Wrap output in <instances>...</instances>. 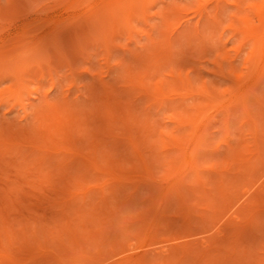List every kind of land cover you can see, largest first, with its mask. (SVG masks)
<instances>
[{
    "label": "rangeland",
    "instance_id": "1",
    "mask_svg": "<svg viewBox=\"0 0 264 264\" xmlns=\"http://www.w3.org/2000/svg\"><path fill=\"white\" fill-rule=\"evenodd\" d=\"M124 1L125 5L120 3L124 6L122 14L120 9L114 12L113 6V11L106 10L107 16L103 11L105 20L101 15L100 23H97L101 24L102 19L104 27L100 25L103 28H99L110 29L109 34H115L112 37L106 38L104 33L96 32L100 31L97 24V28L88 27L89 30L86 23H81L90 34L82 31V25L77 22L79 28L73 24L61 28L68 39L80 43L82 50L79 43L76 47L80 50H73L77 53H73L75 74L65 63L51 70L58 82L56 86L50 84L48 64L46 66L44 58V61L40 60V53H31L37 60L31 58L36 61L23 62L26 64L25 76L23 67L19 66L22 72L18 74L27 85L23 86L18 101L12 103L8 92L2 91L12 85L14 72H10L12 78L0 73V264H118L125 255L136 253L152 261L150 264H264V214L256 218L258 221L255 219L257 225L253 223L252 229L234 232L225 241L207 248L195 246L189 253L174 249L165 253L163 249L185 240L197 245V240L208 234L219 236L215 227L232 216L228 212L221 218L225 211L221 208L225 204L221 207L219 203L226 200L227 195L229 202L232 193L235 190L237 194L239 190L241 193L240 188L247 182L264 181V161L259 163L252 152L256 143L264 145V108L251 103L257 124L254 126L251 117L239 108L233 110L226 122L225 108L220 106L237 88L245 91L248 102L254 101L252 92H257L264 100L261 95L264 93V74L256 86L245 80L252 72L260 41L259 34L253 37L251 30L262 26L250 5L260 0H220L219 4L216 0H145L144 3L128 0L130 5ZM136 3H143V7ZM54 4L49 1L42 11L31 10L2 24L0 45L3 40L6 48L14 49L19 45L18 50L23 49L24 53L16 50L17 47L11 53L16 55L18 52L20 65L25 59H21V55L31 52L28 48L32 47V42L39 40L48 26L51 28L57 20L72 12ZM197 6L205 9L200 12ZM187 21H191L190 24ZM25 22H35L32 28L35 31H29L35 33L19 36L16 32L22 31ZM69 28L74 29L70 35ZM77 30L82 32L78 34ZM4 42L0 46V71L8 65L3 59L12 56ZM40 67L45 68L44 76ZM73 75L76 84L72 85ZM146 86L151 93L159 97L168 94L169 98L159 102V106L157 102L151 103L143 96ZM206 86L214 92L210 99L198 93ZM186 89L192 94L184 93ZM44 92L48 93V99L52 95L47 101H53L51 104L58 105L61 111V118L58 121L55 118L57 128L54 119L45 122L38 117L39 96ZM105 99L112 105L118 104L125 112L133 113L135 117L128 127H124L120 118H109L103 109ZM198 100L211 116L206 124L207 135L214 143L221 140L218 148H209L196 157L202 176L196 175L198 169L184 164L176 151L167 146L169 137L189 130L184 124L178 125L176 120L183 114L188 115L187 111L195 113L191 105ZM66 116L70 122L75 121L74 126L73 122L66 124ZM121 127L132 130L134 136L142 131L140 152L146 157V164L140 161L139 152L132 148L125 134L120 133ZM64 128L71 133H63ZM39 129L47 133L40 130L39 134ZM41 134L48 139L43 140ZM35 142L45 148L34 150L31 144ZM57 144L65 145L67 149L59 150L54 147ZM230 144L242 148L240 158L235 162H226L233 153ZM83 155L95 158L102 169L83 164ZM219 167L226 168V174H230L227 185L235 192L228 193L223 188L216 175ZM108 171L112 175L107 174ZM182 173L184 201L172 194ZM167 193L173 196L169 209ZM155 213L159 216L152 224L151 215ZM201 215L205 219L200 220ZM204 220L210 223L208 227L202 224ZM202 228L207 230L200 231L204 230Z\"/></svg>",
    "mask_w": 264,
    "mask_h": 264
},
{
    "label": "bare ground",
    "instance_id": "2",
    "mask_svg": "<svg viewBox=\"0 0 264 264\" xmlns=\"http://www.w3.org/2000/svg\"><path fill=\"white\" fill-rule=\"evenodd\" d=\"M49 1H54V3L55 4H57V5H62V7L64 8V10L65 9H67L68 11L69 10H72V12L68 15V16H65L64 18H62V19H59V20H57V22L55 23V24H53V25H51L52 27L50 28V26H48L49 27V29H47L46 28V30L43 32V33H41L42 35V37L39 39V38H37V36H36V38L37 39H39V40H37V41H34V42H32L33 43V45H32V47L30 46V48H28V50H30L31 52H25L26 54H28L29 56H25L24 54L23 55H21L22 53H24L23 52V49H22V51L21 50H18V48H21V47H17V46H19V45H17L16 46V44L14 45V46H16L17 47V49L16 50H18V51H20V55L22 56H20L21 57V59H23V58H25V59H23L22 60V64L20 65V63H21V61L18 59V52H16V53H14V54H16V55H12V53H13V51L12 50H14L15 51V48L13 49V47L10 49V48H8V52H10L9 53V55H12V56H4L3 58V60H4V64H6L7 62H8V65H5V67L3 66V69L4 70H2V71H0V73L1 72H4L5 74L4 75H6V76H8V75H10L11 73L10 72H14V75H15V77H11V75L9 76V77H11L12 78V85L10 86L9 85V87L8 86H6V87H8L7 89H6V87H4L6 90H3L2 89V91H4V92H8V97H9V100H11L12 101V103L13 102H15L17 99L19 100V98L21 99V95H22V91L24 90L23 88L24 87H26L25 86V81H24V79H23V77L21 76V75H19L18 74V72L19 71H21L20 69V67H23V69H24V67H26L25 65L26 64H24L23 62H32V61H36L37 59H36V57H34L31 53H36V54H42V55H44V57H42L40 54H39V56L42 58V59H40V57H39V59L40 60H42V61H44L45 60V62L44 63H46V66H47V64H48V66L46 67L47 69H48V71H49V75L51 74V76H50V78H51V81H50V84L51 85H53V86H56L55 84L56 83H58L57 82V80L54 78V76H53V72L51 71L52 69H56L58 66H62V65H60V64H68L69 65V69H70V71H71V73L72 74H75V67H74V55H73V53H75L76 51H73L74 49L75 50H80L81 49V47H80V43L79 42H76V40H70V38L68 39L67 38V33H65V32H61V28H63V26L65 25V26H68V24H73V25H76L77 26V28H79L78 26H80V25H82V31H84V30H86V31H88L87 29H83V27H84V25L83 24H81V23H86V25H87V27L86 28H91V27H96V24L97 23H100L99 22V18H101V15L103 14L104 15V13H103V11L104 12H106L105 14V16H107L108 15V13H107V11L108 10H110V9H112V7L114 6V8H115V10H114V12H117L116 11V9H120L119 11H120V13H121V9H122V7H124V6H122V5H125V1L124 0H0V31L3 29V23L5 22V21H8V20H12V18H14V17H18V16H22V15H24V14H26V13H28L29 11H31V10H41L42 11V8H44L46 5H47V3L49 2ZM132 1V0H131ZM131 1H129L128 2V0H127V3L129 4ZM136 1V0H135ZM139 1V0H138ZM137 1V2H138ZM141 2H143V1H145V0H140ZM219 1L220 0H216L215 1V3L216 4H219ZM133 2H134V0H133ZM146 2H147V0H146ZM120 3L122 4V3H124V4H122L121 6H120ZM144 3V2H143ZM142 3V4H143ZM54 4V5H55ZM132 4V3H131ZM134 4V3H133ZM136 4H139V3H136ZM141 4V5H142ZM53 5V6H54ZM117 5H119V6H117ZM130 5V4H129ZM140 5V4H139ZM140 5V6H141ZM200 5V4H199ZM118 8H117V7ZM256 12H257V14H258V16H259V19L261 20V22H262V26L260 27V26H255L254 28H253V30H251L252 32H254L252 35H253V37H255L257 34H259V35H257L259 38H260V41H258V46L256 47V55H255V57H254V60H253V66H252V72L249 74V75H247L246 76V81L248 82V83H250V84H252L253 86H256L257 85V82L259 81V78L261 77V75L262 74H264V0H260V1H258V2H255V3H252L251 5H250ZM56 7V6H55ZM121 7V8H120ZM141 7H143V6H141ZM197 7H199V6H197ZM201 7V6H200ZM196 8V9H199V11L201 10H203V9H205L204 7H201V8ZM47 8V7H46ZM45 8V9H46ZM113 8V9H114ZM206 8H207V6H206ZM113 9H112V11H113ZM44 10V9H43ZM80 10V12H77V11H79ZM107 10V11H106ZM122 11H124V10H122ZM200 11V12H201ZM194 12H196V11H194ZM119 13V14H120ZM130 13V11H128V14ZM198 13V12H197ZM15 14H18L17 16L15 15ZM122 14V13H121ZM203 14V13H202ZM102 15V16H103ZM118 15V14H117ZM14 16V17H13ZM100 16V17H99ZM105 16H103L102 17V19H103V21L105 20ZM12 17V18H11ZM48 19V18H47ZM50 19V18H49ZM48 19V20H49ZM102 19H100L101 20V24H97V27L99 28V26L100 25H102L103 27H104V23L102 22ZM38 20V19H37ZM46 20V18L44 19V21ZM51 20H53V18H51ZM187 20H189V19H187ZM35 22H36V19L34 20ZM44 21H41V22H44ZM192 21V20H191ZM191 21H187L189 24H190V22ZM35 22H33V23H35ZM41 22H39V24L41 23ZM51 22V21H50ZM50 22H48V23H50ZM75 22H77V23H80V25H78L77 23H75ZM185 22H186V20H185ZM33 23L32 22H25L24 23V25H23V28H22V31H20L19 33H17L16 32V34H20V35H22V34H34V33H32V32H29V31H31L32 30V28H34V25H33ZM47 23V24H48ZM75 23V24H74ZM195 23H196V21H195ZM43 24V23H42ZM44 24H46V22L44 23ZM38 25V24H37ZM36 25V26H37ZM41 25V24H40ZM113 26H114V24H112ZM184 25H185V23H184ZM198 25V24H197ZM43 26V25H42ZM41 26V27H42ZM45 26V25H44ZM75 26V27H76ZM195 25H193V27H194ZM39 27V26H38ZM37 27V28H38ZM84 27V28H85ZM96 27V28H97ZM101 27V26H100ZM103 27H101V28H103ZM191 27V26H190ZM192 27V28H193ZM36 28V27H35ZM76 28V29H77ZM88 28V29H89ZM101 28H99L98 30H100V31H96V32H100V33H104V34H102V35H104L106 38H108L107 36H113V35H115V34H109L110 32L109 31H111L110 29H109V31H108V29H106V28H104V30L103 29H101ZM196 28V27H195ZM194 28V29H195ZM66 29V28H65ZM70 29V28H69ZM68 29V30H69ZM72 29V28H71ZM70 29V31L68 32L69 33V35L72 33L71 31H73V30H71ZM114 29V28H113ZM183 29L185 30V29H187V28H184L183 27ZM260 29H261V31H260ZM67 30V29H66ZM90 30V29H89ZM92 30H94L95 31V29H91V31ZM106 30V32H103V31H105ZM190 30V29H189ZM32 31H35L34 29L32 30ZM78 31V30H77ZM81 31V32H82ZM93 31V32H94ZM37 32H38V30H37ZM39 32H42V31H39ZM81 32H79L78 31V34L79 33H81ZM89 32V33H88ZM87 33L86 32H84V33H86V34H90V31H88ZM74 33V32H73ZM1 34V33H0ZM3 34V33H2ZM40 34V33H39ZM38 34V35H39ZM58 34H63V35H61V37H59V35ZM64 34H65V36H64ZM92 34V33H91ZM93 34H95V33H93ZM97 34V33H96ZM19 35V36H20ZM37 35V34H36ZM64 36V37H63ZM103 36V37H104ZM39 37H40V35H39ZM63 37V38H62ZM67 38L68 40H65L64 38ZM69 37V36H68ZM104 37V38H105ZM22 38V37H21ZM19 41H20V39H19ZM65 41H67V42H65ZM68 41H70L72 44H70V42H68ZM73 41H74V43H73ZM3 42H4V40H3ZM3 42H2V44H3ZM13 42H14V40H13ZM31 41H29V42H27V43H30ZM75 42L77 43V44H75ZM106 42H107V39H106ZM7 44H8V42H6ZM78 43H79V46H78ZM1 44V45H2ZM18 44V43H17ZM26 44V43H25ZM24 44V45H25ZM69 44H70V46H69ZM0 45V46H1ZM4 45H5V48H6V44H5V42H4ZM4 45L2 46V47H4ZM24 45H23V48H24ZM30 45V44H29ZM76 45L78 46V47H80V49H77V47H76ZM107 45V44H106ZM8 46H10V45H8ZM28 47V46H27ZM26 47V48H27ZM6 48V49H7ZM25 48V49H26ZM9 49H10V51H9ZM83 49H84V47H83ZM1 50V49H0ZM2 50H4V49H2ZM82 50V49H81ZM164 50L165 49H163L162 51L164 52ZM167 50H169V49H167ZM171 51H172V49H170ZM106 53L108 54V51H109V47H108V45H107V47H106ZM166 51V50H165ZM0 52H2V51H0ZM12 52V53H11ZM54 52H57L58 54H55L54 55ZM80 52V51H79ZM75 54H77V53H75ZM164 54H165V52H164ZM0 55H2V54H0ZM58 55V57H56L55 58V56H57ZM73 57H72V56ZM31 56H33L34 57V59H36V60H34L33 58H31ZM165 56V55H164ZM29 58H31V59H29ZM43 58H44V60H43ZM5 59H6V63H5ZM28 59V60H27ZM38 59V60H39ZM30 60V61H29ZM19 61H20V63H19ZM39 62V61H38ZM9 63H10V65H9ZM40 63V62H39ZM23 64H24V66H23ZM41 64V63H40ZM12 65V66H11ZM43 65V64H42ZM2 66V65H1ZM20 66V67H19ZM43 67V66H42ZM49 67V68H48ZM2 68V67H1ZM20 68V69H19ZM41 68V67H40ZM42 70H41V72H42V74H43V76H44V73H43V70L45 69H43V68H41ZM24 72H22V74L23 73H25L26 72V68L23 70ZM20 72V73H21ZM47 72V70H45V73ZM7 73H9V74H7ZM1 74H3V73H1ZM24 76H25V74H23ZM47 75H48V72H47ZM1 76V75H0ZM42 76V75H41ZM42 76V77H43ZM8 77V78H9ZM45 77H46V75H45ZM2 78H4L3 76H2ZM15 78V80H13ZM49 78V79H50ZM0 79H1V77H0ZM27 79V78H26ZM44 79V78H43ZM47 79V78H46ZM45 80V79H44ZM1 81V80H0ZM2 82V81H1ZM71 82H72V85H73V83H75L76 81H75V76L73 75V77H72V80H71ZM238 82V81H237ZM69 84H71V83H69ZM76 84V83H75ZM74 84V85H75ZM134 83H132V85H133ZM27 85V84H26ZM24 86V87H23ZM205 87V86H204ZM10 88V89H9ZM103 89V88H102ZM105 89V88H104ZM37 90V89H36ZM35 90V91H36ZM144 91V97L146 96L147 98V100L148 101H150L151 103L153 102V103H155L156 104V102H157V105H158V103L159 102H161L162 103V101H164L165 99H168L169 98V96H168V94H166V95H164V96H162V97H159V96H157V95H155V94H153V93H151L150 92V90H149V88L146 86V88H144L143 89ZM187 91H185L184 93H186V94H192V91L191 90H188V89H186ZM210 89L209 88H207V86H206V88H202V89H199V91H198V93H200L201 95L203 94V96L206 98V99H210V98H212L213 97V93L212 92H210L209 91ZM30 91H31V89H30ZM67 91H68V86H67ZM209 91V92H208ZM1 92V91H0ZM31 92H33V91H31ZM64 92H66V91H64ZM3 93V92H2ZM212 93V94H211ZM65 94V93H64ZM143 94V93H142ZM61 95V94H60ZM67 95V94H66ZM231 95V94H230ZM52 96V95H51ZM252 96H253V98H254V101H252V102H248L247 101V99L245 98L246 97V93H245V91L244 90H242V89H238L237 88V90H235L234 92H233V95L232 96H230L229 98H227V100L225 101V102H222V103H220V106H223L224 108H225V121L226 122H228V120H229V118H230V116H231V114H232V112H233V110H235L236 108L238 109H241L246 115H248V116H250L251 117V119L253 120V122H254V126H257V124H256V122H255V115H254V113H253V111H252V107H251V103H257L258 104V106H259V108H264V100H262V99H260V97H259V94L257 93V92H252ZM37 97V96H36ZM48 97V93H46V92H44L43 94H41L40 96H39V106L38 107H40L39 109L37 108V110L39 111V119H45V122L47 121L46 119H49V121H50V119H54L55 120V118H56V120L59 118H61V111H59V109L57 108L58 107V105H57V107H55V106H53L51 103L53 102V101H51V102H48L47 101V98ZM10 98H12V99H10ZM55 98H56V96H55ZM54 98V99H55ZM200 98H201V96H200ZM203 98V97H202ZM17 100V101H18ZM48 100H50V99H48ZM71 100V99H70ZM80 101V100H79ZM85 101V100H84ZM40 102H41V105H40ZM70 102V101H69ZM102 102H104L103 103V105L105 106V108H103V109H105V111H106V114L108 113V115H110L109 116V118H111V119H113V120H115V119H117V118H120V120L122 121V123H123V125H124V127H125V125L128 127V123L132 120V117H135V116H132L133 115V113H129V112H125V110H122L121 108H119L118 107V104H116V105H112L107 99H105V101H102ZM149 102V103H150ZM2 103V102H1ZM57 103V102H56ZM160 103V104H161ZM54 104V103H53ZM58 104V103H57ZM100 104V103H99ZM99 104H98V106H99ZM159 104V105H160ZM153 105V104H152ZM158 105V106H159ZM37 106V105H36ZM79 106V105H78ZM96 106V105H95ZM12 107H13V105H12ZM191 107H192V110H194L195 111V113H191V111H187V114L188 115H184L183 114V116L181 115L180 117H178V119L176 120L178 123V125L179 124H184V125H186V126H188L189 127V130H187L185 133L184 132H182V134L181 135H179V136H173V137H169V135H168V137H169V139H168V143L169 144H167V146L170 148V149H172L173 151H176V154L179 156V158L180 159H182V162L184 163V164H187L188 166L190 165V166H193V167H195L196 169H198L197 170V173H196V175H200V176H202V172H201V170H200V167L197 165V159H196V157L197 156H199L198 154L200 153V154H202L203 152L202 151H207V149H216V148H218L217 146L220 144V143H218V142H220V141H217V143H214L212 140H211V137H210V135L208 134L207 135V128H206V124L208 123V121L210 120V115L209 114H207V112L204 110V105H202V101L200 100H198L197 102H195V103H193L192 105H191ZM60 109H61V107H59ZM97 108V107H96ZM95 108V109H96ZM118 108L120 109V110H118ZM98 109V108H97ZM37 110H36V114L38 113L37 112ZM117 111V112H116ZM26 112V111H25ZM62 112H64V111H62ZM65 113V112H64ZM70 113V112H69ZM68 112H67V114H69ZM38 115V114H37ZM64 115V114H63ZM62 115V117H64ZM66 115V114H65ZM108 115H107V117H108ZM135 115H137L136 113H135ZM68 116V115H67ZM65 117L66 119H65V121H66V124L67 123H69L70 122V120L71 119H68V117ZM71 116V115H70ZM73 116H75L76 117V115H73ZM78 116V115H77ZM137 116H139V115H137ZM37 117V116H36ZM106 117V118H107ZM70 118V117H69ZM138 117H136V119H137ZM58 119V120H59ZM28 120V119H27ZM56 120H55V122H56ZM57 120V121H58ZM67 120H69L68 122H67ZM110 119H108V121H109ZM29 121H30V119H29ZM44 121V120H43ZM63 121H64V118H63ZM63 121H62V119H61V123H63ZM74 121V120H73ZM73 121H71V122H73ZM77 121H78V119H77ZM104 121H106L105 119H104ZM107 121V122H108ZM9 122V121H8ZM55 122H53V124L55 123ZM60 122V121H59ZM70 122V123H71ZM75 122V121H74ZM74 122L72 123L73 125L72 126H74ZM110 122H113V121H110ZM48 123V122H47ZM52 123V122H51ZM60 123V124H61ZM65 123V122H64ZM114 123V122H113ZM5 124V123H4ZM9 124V123H8ZM59 124V125H60ZM109 124V123H108ZM24 125H25V123H24ZM23 125V126H24ZM49 125V124H48ZM51 125V124H50ZM55 125H57V122H56V124H54V127H55ZM68 125V124H67ZM71 125V124H70ZM58 126V125H57ZM57 126L55 127V128H57ZM19 127V126H18ZM53 127V126H52ZM61 127H63L62 125H61ZM61 127L59 126V128H60V130H63V129H61ZM65 127V126H64ZM111 126H109V128H110ZM113 127V126H112ZM111 127V128H112ZM7 129V128H6ZM35 129V128H34ZM67 129V128H66ZM65 128H64V131H62L63 133H71V132H69V131H65L66 130ZM68 129H70V127L68 128ZM127 129V128H126ZM29 130V129H28ZM31 130V129H30ZM40 130L41 129H39L38 131H37V133H39L40 132ZM121 130H123V131H120V133L121 134H125L124 136L126 137V138H128V140H130V142L129 143H131V146H132V148L134 149V150H136V152L138 151L139 152V154H138V156H139V159H140V161L142 162V163H145L146 164V162H147V159H146V157L140 152V148H141V144H140V142H139V140H140V138H141V135L143 134L142 133V131H139L140 133H139V135H133L134 133L132 132V130H124V128H122L121 127ZM13 131V130H12ZM57 131V130H56ZM33 132V131H32ZM41 132H43V134L44 133H47L46 131H44V130H41ZM123 132V133H122ZM67 133V134H68ZM15 134H16V132H15ZM34 134V133H33ZM40 134V133H39ZM168 134V133H167ZM7 135V134H6ZM11 136V135H10ZM15 136V135H14ZM13 136V137H14ZM37 136H39V135H37ZM37 136H36V138H37ZM42 136V138H43V140H47L48 138H46V136L45 135H40V137ZM10 138V137H9ZM39 138V137H38ZM11 139V138H10ZM41 139V138H40ZM9 140V139H8ZM42 140V141H43ZM49 140H51V139H49ZM13 141V140H12ZM45 141H43V143L45 142ZM4 142V141H3ZM5 142H9V141H5ZM29 142V141H28ZM53 142V141H52ZM10 143V142H9ZM20 143V142H19ZM38 143V142H37ZM36 142L34 143V144H31V145H33L34 146V150H38L37 148H40L41 149V147L42 148H45V146L43 147V146H41V145H43V144H37ZM16 144V143H15ZM30 144V143H29ZM45 144V143H44ZM47 144V143H46ZM54 144H55V142H54ZM9 145V144H8ZM229 145V144H228ZM12 146V145H11ZM32 146V147H33ZM48 146V145H47ZM50 146L52 147V145H51V143H50ZM54 146V145H53ZM31 147V148H32ZM54 147H57L59 150L60 149H62V150H66L67 149V147L65 146V145H62V146H59L58 144L56 145V146H54ZM229 147V146H228ZM230 147H231V149L233 150H231V152H233L232 153V155H231V157L230 158H228V160L226 161V162H230V161H233V162H235V161H237V159H239L240 157H239V155H240V151L242 150V148L241 147H237L236 145H234V144H230ZM229 147V148H230ZM6 148V147H5ZM28 148H30V147H28ZM58 149H56L55 148V150L57 151ZM18 150V149H17ZM43 150V149H42ZM50 150H52L51 148H50ZM27 151V150H26ZM44 152H45V150H44ZM137 152V153H138ZM229 152V151H228ZM252 152H253V155L255 156L254 157V159H256L257 161H259V163L261 162V161H264V145H261V144H259V143H256L255 144V146H253V148H252ZM41 153V152H40ZM49 153V152H48ZM231 154V153H230ZM229 154V155H230ZM37 155V154H36ZM201 156V155H200ZM80 157H82V155H80ZM59 158V157H58ZM77 158H79V157H76V159ZM83 158L84 159H82V158H80L79 159V161H77V162H81V161H84L85 163H83V164H85L86 165V163H87V165H91L92 167H94L95 169L97 168V169H102V167H101V164H100V162H98L95 158H89L88 156H84L83 155ZM198 158V157H197ZM75 159V158H74ZM82 159V160H81ZM81 160V161H80ZM72 161H74V165H78V163L75 161V160H73L72 159ZM239 161V160H238ZM77 164H76V163ZM65 164H67L66 163V161L64 162ZM81 163V164H82ZM59 165L61 164V163H58ZM71 164V163H70ZM82 164V165H83ZM252 164H253V162H252ZM240 165V164H239ZM244 164L243 163H241V166H243ZM81 166V165H80ZM77 168V167H76ZM262 168H264V167H262ZM226 172H227V170H226V168H221V167H219L218 169L216 168V175L218 176V178H220V180L222 181V184H223V188L225 189V191H227L228 193L231 191V193H232V191L233 190H229V187L230 186H228L227 184H229V183H227V182H229L228 181V177H229V175H227L226 174ZM229 173V172H228ZM107 174H109V175H112L111 174V172L110 171H108L107 172ZM234 174V173H233ZM262 174H264V172H262ZM182 175H184L183 173L181 174V177H180V180H178L175 184H174V189H173V196L176 194L177 196H179L180 198H183L182 200L184 201V199H185V197H186V195H185V191L184 190H182V180L184 179V177L182 176ZM260 175V174H259ZM238 176V175H237ZM262 176H264V175H262ZM236 177V176H235ZM240 177H242V176H240ZM256 177V176H255ZM234 178V177H233ZM259 178V177H258ZM260 178H262V177H260ZM241 179V178H240ZM239 179V180H240ZM237 180H238V178H237ZM181 181V182H180ZM203 182H205V181H203ZM252 181H250V183H251ZM182 183V184H181ZM248 183V182H247ZM247 183H245V184H243L242 185V187L240 188L241 190H243L241 193H240V190H239V192H238V194L236 193L237 192V190H235V191H233V192H235L234 194L232 193V197L229 199V202L227 201V197H228V195L225 197V199L226 200H224L222 203H219L220 205H221V207H222V205L223 204H225V207L223 206L221 209H222V212L224 211V213H222V215H221V218H223L228 212L230 213V214H232V216L230 217V218H228L227 217V221L226 222H224V223H219L218 225L215 223L217 220H215V225L214 226H216L215 227V230H217L216 232H217V234L219 235V236H215L213 233V235L214 236H212V235H204V236H202L201 237V235H200V237H201V239L200 240H197V241H199V242H197L196 244L197 245H193L194 243H192L191 241H189V240H185L184 242H181V243H173V244H170V245H168L167 247H165V248H163L164 249V251H165V253H169V251H170V249H174V251H177V252H181V253H189L195 246H197V247H204V248H207V247H209V246H211L212 244H215V243H218L219 241H225L226 239H227V237L228 236H230V235H232L234 232H237V233H242V232H244L246 229H252L253 227H255V226H253L254 224L255 225H257V222L255 223V221L257 220V219H259L260 217H261V215L262 214H264V181H260V182H258L257 180L256 181H254L253 180V182L251 183V184H247ZM206 184V183H205ZM224 185H225V187H224ZM189 188V187H188ZM227 188V189H226ZM210 189V188H209ZM212 189V188H211ZM229 190V191H228ZM171 191V190H170ZM225 193V195L226 194H228V193ZM168 194L169 193H167L166 194V196H168ZM172 194H169V197H168V203H167V207H168V209H169V207L171 206V204L170 203H172L171 202V200H172ZM224 195V196H225ZM106 198H108V197H106ZM106 198H105V200H106ZM106 202H108L107 200H106ZM121 203V202H120ZM228 203V204H227ZM122 204H124V203H122ZM129 204V203H128ZM227 205V206H226ZM219 206V205H218ZM122 207H124V206H122ZM122 207H120V209H122V210H124V208H122ZM223 208H225L224 210H223ZM167 209V208H166ZM121 210V212H123ZM127 210V209H126ZM125 211V210H124ZM155 210L153 209V211H152V213L154 212ZM165 211V210H164ZM156 213H158V212H156ZM152 214L151 216H152V218H151V222H152V224H154L155 222H156V220H157V218H156V216H157V214ZM216 213V212H215ZM161 214H163V213H160L159 212V215H161ZM158 215V216H159ZM164 215V214H163ZM203 215V214H202ZM201 215V217H200V220H201V218H202V220H203V216ZM229 215V214H228ZM157 216V217H158ZM213 216H214V212H213ZM260 216V217H259ZM213 218V217H212ZM220 218V219H221ZM257 218V219H256ZM205 219V218H204ZM216 219V218H215ZM219 219V218H218ZM219 219V221H221ZM256 219V220H255ZM159 220V219H158ZM205 221V222H204ZM203 222H202V224L203 225H205L206 226V224H207V222H206V220H204ZM222 221H225L224 219L222 220ZM221 221V222H222ZM258 221V220H257ZM218 222V221H217ZM254 223V224H253ZM208 224H210V223H208ZM208 224H207V227H208ZM214 226H212L211 228H213ZM210 227V226H209ZM202 229H204V230H200V231H205V230H207V228H202ZM208 230H209V228H208ZM235 230V231H234ZM192 233V232H191ZM204 233V232H203ZM186 234H188V233H186ZM192 234H196V232L195 233H192ZM203 235V234H202ZM186 236V235H185ZM199 239V238H198ZM191 240H193V239H191ZM164 245V244H163ZM163 247V246H162ZM163 249H162V251H163ZM137 254L138 253H136V255H132V256H129V255H125L124 257H122V259H120L117 263L118 264H150L151 262L149 261H147V259L148 258H145V257H142L141 255L140 256H137ZM158 263V262H157ZM153 264V263H152Z\"/></svg>",
    "mask_w": 264,
    "mask_h": 264
},
{
    "label": "snow or ice",
    "instance_id": "3",
    "mask_svg": "<svg viewBox=\"0 0 264 264\" xmlns=\"http://www.w3.org/2000/svg\"><path fill=\"white\" fill-rule=\"evenodd\" d=\"M55 92H56V90L53 89V93H54V94H55ZM261 95L264 96V93H261ZM49 98L51 99L52 97L50 96ZM9 115H11V114H9ZM28 124L31 125V121H29Z\"/></svg>",
    "mask_w": 264,
    "mask_h": 264
}]
</instances>
